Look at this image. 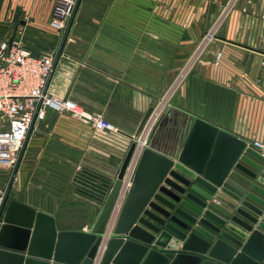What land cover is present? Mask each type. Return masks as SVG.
I'll use <instances>...</instances> for the list:
<instances>
[{
    "label": "crops",
    "instance_id": "0c3cea01",
    "mask_svg": "<svg viewBox=\"0 0 264 264\" xmlns=\"http://www.w3.org/2000/svg\"><path fill=\"white\" fill-rule=\"evenodd\" d=\"M54 3L0 0V42L11 37L20 9L25 24L17 32L33 53L58 50L50 92L101 113L117 130L98 131L68 112L49 110V126L32 127L17 168H0L5 199L53 216L58 231L89 232L100 207L77 190L79 167L113 179L133 142L129 166L138 167L146 148L177 159L197 119L250 146L264 142V0H236L199 56L197 44L228 0H80L63 38L50 25ZM190 59L195 63L177 85ZM162 103L148 144L156 124L147 136L143 129Z\"/></svg>",
    "mask_w": 264,
    "mask_h": 264
},
{
    "label": "water",
    "instance_id": "95a60500",
    "mask_svg": "<svg viewBox=\"0 0 264 264\" xmlns=\"http://www.w3.org/2000/svg\"><path fill=\"white\" fill-rule=\"evenodd\" d=\"M20 14L17 9L10 43L25 24ZM135 148L133 142L115 178L95 183L102 205L89 232L58 231L53 216L7 196L0 264H93L102 243L100 264H264V152L202 119L177 159L144 150L105 240Z\"/></svg>",
    "mask_w": 264,
    "mask_h": 264
},
{
    "label": "built area",
    "instance_id": "2783aa9c",
    "mask_svg": "<svg viewBox=\"0 0 264 264\" xmlns=\"http://www.w3.org/2000/svg\"><path fill=\"white\" fill-rule=\"evenodd\" d=\"M80 0H55L50 25L66 35L74 19ZM232 8V7H231ZM230 8V9H231ZM215 29V27L213 28ZM207 31L203 40L210 41L216 37V30ZM10 38L0 42V168L14 171L20 161L29 132L35 124L47 128L48 111L58 113L68 112L81 121L92 124L98 131H115L117 127L104 115L82 108L72 99H61L50 92V83L55 70L58 50L54 53L37 56L28 47L23 33L16 32L12 43ZM222 52L216 55V64H220ZM185 73L180 75L184 78ZM163 103L154 111V121L143 129L144 136L150 132L156 119L162 112ZM143 136V137H144ZM141 139L139 146L146 143ZM253 146L264 152V142L254 141ZM137 163H131L127 168L117 199L113 205L106 226L104 239L113 233L123 199L132 185ZM84 169L79 167L75 177ZM127 175V176H126ZM75 180V178H74ZM6 191H0V208L4 202ZM87 197V196H86ZM89 198V197H88ZM96 206L102 203L96 198H90ZM91 231V228L88 229ZM105 244L98 247L95 264H100Z\"/></svg>",
    "mask_w": 264,
    "mask_h": 264
},
{
    "label": "trees",
    "instance_id": "16d2710c",
    "mask_svg": "<svg viewBox=\"0 0 264 264\" xmlns=\"http://www.w3.org/2000/svg\"><path fill=\"white\" fill-rule=\"evenodd\" d=\"M104 179H106V177L84 169L81 173H79L75 177L74 183L76 184L78 188L77 190L79 192H81L82 194L86 195L89 198H96L93 191L95 183L97 182L100 183ZM94 180H96V182H94Z\"/></svg>",
    "mask_w": 264,
    "mask_h": 264
},
{
    "label": "rangeland",
    "instance_id": "374dc122",
    "mask_svg": "<svg viewBox=\"0 0 264 264\" xmlns=\"http://www.w3.org/2000/svg\"><path fill=\"white\" fill-rule=\"evenodd\" d=\"M235 1L236 0H228V4L223 8L224 9V13L221 14V16L219 17L218 21H217V24L215 25V29H213L214 31L216 29H218L217 27L219 26V24L224 20V18L226 17L227 13L231 10L230 8L234 6L235 4ZM216 33H218V31L216 30ZM211 41V40H210ZM210 41H205L202 39V41H199V43L197 44V47H196V52H197V56H199V54L201 52H204L205 51V48L206 46L208 45V43H210ZM195 60L196 59H190L186 65H184L183 69H182V72L180 73V75L182 73H187L186 71H188L189 68L192 67V65L195 63ZM180 75L178 77H176L175 79V82L177 85L181 82L182 78L180 79ZM174 85V84H173ZM173 87V86H172ZM82 107V106H81ZM83 108V107H82ZM24 149V148H23ZM22 153H23V150H22ZM21 153V154H22ZM4 203V202H3ZM2 207H3V204L1 205V208H0V213H1V210H2Z\"/></svg>",
    "mask_w": 264,
    "mask_h": 264
}]
</instances>
